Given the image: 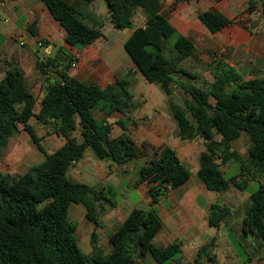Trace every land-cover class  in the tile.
Returning <instances> with one entry per match:
<instances>
[{
    "label": "trees",
    "instance_id": "1",
    "mask_svg": "<svg viewBox=\"0 0 264 264\" xmlns=\"http://www.w3.org/2000/svg\"><path fill=\"white\" fill-rule=\"evenodd\" d=\"M41 1L66 30L69 46L82 50L104 36V23L88 11V6L97 0H87L84 10L65 0ZM103 1L117 30L133 29L138 9L143 10L145 27L135 29L124 48L136 71L168 97L180 139L203 140L205 151L200 157L198 176L206 188L221 192L233 186L246 192L253 183H258L249 196L242 233L243 238H254L264 244V185L258 180L264 175V76L245 80L235 67L210 52L209 72L213 81L208 89L203 88L193 82L199 75L181 65L193 56L196 46L165 16L163 0ZM255 5H250L236 22L244 21ZM198 17L211 35L233 23L213 10L202 11ZM61 52L67 55L63 49ZM68 57L71 62L76 60ZM69 67L57 59L38 62L37 68L43 75H49L50 70L54 72L53 77L47 78L38 113H35L38 99L28 89L25 74L19 67L8 64L0 81V164L10 138L21 130L45 157L24 174L0 173V264H139L148 255L157 264H182L181 242L163 249L153 243L163 227L158 203L192 176L171 148L164 149L138 169L136 185L148 184L150 207L135 208L129 213L110 234V251L99 244L96 229L100 227V214L107 207L116 206L115 197L105 188L72 180L69 171L88 149L98 159L119 166L139 158L134 143L126 137H113V124L109 121L114 114L126 115L136 106L134 93L128 87L133 72L102 88L70 76ZM185 77L190 81L184 80ZM177 87L187 96L185 107L174 101ZM95 110L104 115L102 120L95 117ZM32 118L48 129V135L62 138L64 144L48 153L42 144L44 138L31 124ZM116 124L126 127L124 120ZM77 132L82 142H78ZM243 134L251 141L248 160L232 147ZM230 161H235L240 171L227 178L221 165ZM73 203L83 205L86 218L95 225L90 255L78 245L77 227L68 223ZM231 212L229 206L213 203L209 226L219 230ZM216 248L217 237H213L199 249L195 260L187 264H217Z\"/></svg>",
    "mask_w": 264,
    "mask_h": 264
},
{
    "label": "crops",
    "instance_id": "2",
    "mask_svg": "<svg viewBox=\"0 0 264 264\" xmlns=\"http://www.w3.org/2000/svg\"><path fill=\"white\" fill-rule=\"evenodd\" d=\"M65 1L79 10H84L87 7V0ZM258 1L222 0L216 2L215 0H201L189 3L184 0H172L170 4L179 3V27L166 14L164 2L163 12L179 33L193 41L196 51L198 46L194 40V34L197 31L211 41L210 46H206L207 53L211 52L223 58L229 65L235 67L245 80H249L264 76V10L258 7L247 17L244 16V21L236 22V20L241 19L245 9L254 3L257 4ZM208 3L210 5H207ZM260 3L264 7V0ZM207 10L220 13L233 23L221 32L211 35L198 17L200 12ZM88 11L94 15L97 21L104 23L102 28L104 36L92 45L78 50L66 43V30L53 17L41 0H0V19H9V22L0 24V81L6 75L8 64L11 63L19 67L25 74L28 89L38 99L35 113L40 110V102L44 96L47 78L54 75L53 70H48L49 75H43L37 68L39 61L48 62L50 59H57L62 65L69 64L70 67L67 73L70 76L87 83H95L102 88L118 79H122L131 72L139 74L129 54L126 50V53L122 50V44L114 47L109 46L104 29L107 24H110V26H113V24L109 18L106 3L103 0H97L88 6ZM138 16L141 17L140 23H137ZM86 22L91 24L89 20H86ZM145 23V14L142 9H138L134 17L133 29H127L131 32L122 40L123 45L133 31L145 27ZM21 41H24V45H21ZM40 43L43 46H39ZM61 49L67 55L62 53ZM196 51L194 54H196ZM68 55L75 57L76 60L71 62ZM211 61L212 58L210 64ZM73 63H76V65L74 66ZM135 97L134 95L136 104ZM139 109L135 106L126 115L116 113L109 119L110 123L113 124V137H126L134 143L140 152L139 158L124 166H119L112 161L98 159L94 152L92 153L88 149L83 159L73 167L74 169L72 168L69 171V177L72 180L105 188L118 197L125 194L123 204L118 201L119 198L115 199L116 206L113 208L107 207L104 214L100 216V227L96 229V233L99 244L107 251H110L111 248L109 244L110 234L127 218L129 213L135 208L146 210L150 207L149 186L146 183L137 186L138 179H132L127 189L118 193L120 187L127 180L128 174L137 172L139 167L145 166L164 149L171 148L176 151L184 165L187 163L190 167H193L194 172L185 165L192 173L191 180L195 174L198 175L200 157L205 151L202 140L188 142L180 139L178 124L170 111H161L150 106H145L141 111ZM103 118L104 115L102 114L100 120ZM113 118H115V123ZM119 120L126 121L125 129L116 124ZM77 138L78 142H82L79 132H77ZM200 142H202L201 145H199ZM63 144L64 142L60 144L59 148ZM32 146L36 150L37 146L34 143ZM36 156L38 157L37 153ZM134 164L139 167L133 169ZM188 182L178 189L171 190L158 203L157 210L163 221V227L153 240V243L162 249L169 247L174 242H181L183 249L182 264L193 262L199 249L211 241L213 237H217L215 231L220 232V229L223 225L226 226L230 216L234 213V209L230 207L232 212L225 220V224L223 223L219 230L211 228L209 226V216L212 204L219 202L222 205L229 206L226 199L219 200V195L226 189L221 192H213L208 189L206 191L202 185L204 183L195 181L191 185H186ZM133 188L142 195L144 207L130 199L128 191ZM201 198L203 199L202 202H200ZM245 212L240 219L241 229ZM94 231L95 225L92 233ZM76 233H78V228ZM242 235L241 232L240 236ZM99 236L103 238L102 241H100ZM259 247H262L264 255V244L260 243ZM92 252L93 248L87 255L92 254ZM139 264H157V262L151 255H148L140 260ZM251 264H264V259H256Z\"/></svg>",
    "mask_w": 264,
    "mask_h": 264
},
{
    "label": "rangeland",
    "instance_id": "3",
    "mask_svg": "<svg viewBox=\"0 0 264 264\" xmlns=\"http://www.w3.org/2000/svg\"><path fill=\"white\" fill-rule=\"evenodd\" d=\"M171 1L172 0H163L164 7L166 10L165 12L179 27V3L176 2L174 4H170ZM261 4L262 3L258 1L253 11L255 9H258V7H261V9L264 10V7ZM207 5L210 4L208 3ZM200 10L201 8L199 9V11ZM140 18L141 17L138 16L137 23L141 22ZM104 32L108 38V43L110 47L122 44V50L125 52L122 40L131 32V30H117L113 26H110V24H107L106 28L104 29ZM194 37V40L196 41V44L198 46L196 54L183 61L181 65L187 70L199 75V79L193 81L195 84L208 89L213 81V78L209 73L211 56L209 55V53H207L206 46H210L211 41L209 38L204 37L201 32L197 31L194 34ZM129 80L130 82L128 87L136 96V107L140 108V111L145 106H150L156 107L161 111H170L172 113L169 104V99L166 94L158 86L150 84L140 72L139 74L132 73L129 77ZM184 80L190 81V79H188L187 77H185ZM173 97L174 101L177 104L181 105L182 107H185L184 101L187 96L182 89H180L179 87L175 88ZM94 115L98 120H100V117L102 116L99 110H95ZM114 120L115 118H113V122ZM31 124L35 127L38 135L44 138L42 144L48 153L56 151L59 148L60 144L64 142L62 138H58L55 135H48V129L38 123L35 118L31 119ZM201 144L202 142L199 143V145ZM32 145L33 142L30 136L23 130H21L20 133L11 137L7 148L4 149L2 152L0 173H10L14 175L22 174L31 166L42 162L45 159L44 155L41 154L37 148H35L36 150H34ZM250 145L251 141L249 137L246 134H243V136L238 141L232 144V147L233 150L237 151L243 157V159L248 160ZM90 152L93 153V150L90 149ZM36 153L38 157L36 156ZM185 165L188 166L194 172L193 167H190L187 163H185ZM138 167V165H135L133 169H137ZM221 168L226 173L227 178H231L235 173H238L240 171L239 165L235 161H230L226 165L223 164L221 165ZM138 177V169L137 172H130L128 174L127 180L120 187L118 193L122 192L123 190H126L127 187L130 185L131 180H137ZM258 180L261 184L264 185V175ZM195 181L203 183L200 177L195 174L194 178H192L186 185H191ZM202 185L205 190L208 191L206 186L204 184ZM258 186V183L255 182L250 186V188L246 192H242L239 189L231 186L219 195V200L222 201L223 199H226L229 203V207L234 209V213L232 216H230V219L228 220L226 226L223 225V227L220 229V232L215 231V236L217 235L218 243L216 248L217 264H251L256 259H264L263 249L262 247H259V244L262 242L254 238L245 239L243 238V235L240 236V233L242 232L240 226V219L244 215L245 209L248 206L249 196L251 192L255 191ZM128 194L130 196V199L134 203H138L142 207L145 206L142 203L143 197L138 190L134 188L130 189L128 191ZM123 196H125V194H121L119 195V197L116 194L114 195L115 199L119 198L118 201L121 204H123ZM202 200L203 199L201 198L200 202H202ZM102 214H100V216ZM85 215L86 210L83 205L75 203L71 204L68 215V223L78 228V233L75 234L78 245L85 254H88L92 251L93 248L91 236L94 224L91 223ZM99 238L100 241L103 240L101 236H99Z\"/></svg>",
    "mask_w": 264,
    "mask_h": 264
},
{
    "label": "built area",
    "instance_id": "4",
    "mask_svg": "<svg viewBox=\"0 0 264 264\" xmlns=\"http://www.w3.org/2000/svg\"><path fill=\"white\" fill-rule=\"evenodd\" d=\"M7 22H9V19H4V20H1V19H0V24H1V23H7ZM21 45H24V41H21ZM39 46H43V44L40 43ZM73 65L75 66L76 63H73Z\"/></svg>",
    "mask_w": 264,
    "mask_h": 264
}]
</instances>
